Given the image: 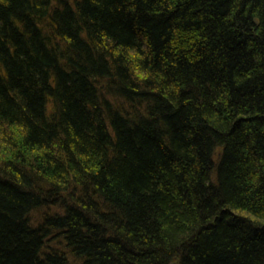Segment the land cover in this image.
Returning a JSON list of instances; mask_svg holds the SVG:
<instances>
[{
    "label": "trees",
    "instance_id": "1",
    "mask_svg": "<svg viewBox=\"0 0 264 264\" xmlns=\"http://www.w3.org/2000/svg\"><path fill=\"white\" fill-rule=\"evenodd\" d=\"M0 264H264V0H0Z\"/></svg>",
    "mask_w": 264,
    "mask_h": 264
}]
</instances>
